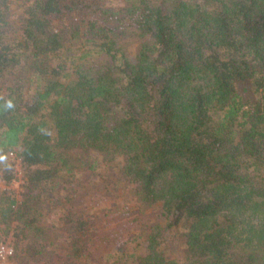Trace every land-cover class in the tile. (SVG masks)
Masks as SVG:
<instances>
[{
  "label": "trees",
  "instance_id": "16d2710c",
  "mask_svg": "<svg viewBox=\"0 0 264 264\" xmlns=\"http://www.w3.org/2000/svg\"><path fill=\"white\" fill-rule=\"evenodd\" d=\"M13 150L26 191L17 206L5 194L1 218L20 264L47 248L50 184L94 153L166 220L139 264H264V0H0V153ZM67 219L80 260L87 224ZM163 230L185 236L182 257L165 256Z\"/></svg>",
  "mask_w": 264,
  "mask_h": 264
},
{
  "label": "rangeland",
  "instance_id": "374dc122",
  "mask_svg": "<svg viewBox=\"0 0 264 264\" xmlns=\"http://www.w3.org/2000/svg\"><path fill=\"white\" fill-rule=\"evenodd\" d=\"M14 10L20 14L22 8L14 7ZM139 34L132 31L123 42L130 58H136L142 44L146 42ZM0 157L1 168L9 164L12 175L10 158L1 153ZM94 159L97 162L93 169L77 162L79 167L75 172L68 174L61 171L50 184L56 185V188L45 205L41 206L42 217L38 225L47 235V248L25 264H139L147 254L149 236L153 232L157 233L158 226L165 228L166 220L159 212V205L143 203L135 192V186L121 181L116 167L119 159L111 161V156L100 153L92 154V162ZM24 176L26 178L25 167ZM25 191L26 185L24 194ZM5 194L0 191V236L6 238L3 240L5 244L15 248L11 231L8 236L4 235L8 227L1 216L3 209L10 203ZM23 201L24 195L15 205ZM67 218L73 223L81 220L87 224L86 233L81 234L85 237V248L80 260L74 258V251L67 240L69 233L65 226L71 224ZM162 232L164 237L159 238V242L162 243L165 256L169 259L182 257L185 236L179 231ZM92 238L103 241L96 245ZM5 264H20V260L11 258Z\"/></svg>",
  "mask_w": 264,
  "mask_h": 264
},
{
  "label": "built area",
  "instance_id": "2783aa9c",
  "mask_svg": "<svg viewBox=\"0 0 264 264\" xmlns=\"http://www.w3.org/2000/svg\"><path fill=\"white\" fill-rule=\"evenodd\" d=\"M9 158L11 160L12 169L11 180L7 182L0 178V191L11 195L12 200L17 203L22 198V195H24L26 185L24 164L16 150L9 153ZM13 256L14 248L12 246L5 243L0 246V264L7 263Z\"/></svg>",
  "mask_w": 264,
  "mask_h": 264
},
{
  "label": "clouds",
  "instance_id": "9594fccd",
  "mask_svg": "<svg viewBox=\"0 0 264 264\" xmlns=\"http://www.w3.org/2000/svg\"><path fill=\"white\" fill-rule=\"evenodd\" d=\"M0 159H2V157H0Z\"/></svg>",
  "mask_w": 264,
  "mask_h": 264
}]
</instances>
